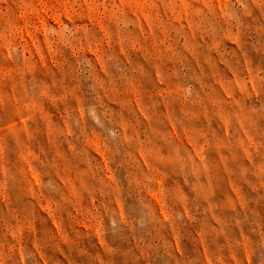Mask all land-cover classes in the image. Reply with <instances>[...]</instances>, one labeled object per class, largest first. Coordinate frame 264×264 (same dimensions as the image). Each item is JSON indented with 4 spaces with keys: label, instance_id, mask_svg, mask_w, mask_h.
<instances>
[{
    "label": "rangeland",
    "instance_id": "374dc122",
    "mask_svg": "<svg viewBox=\"0 0 264 264\" xmlns=\"http://www.w3.org/2000/svg\"><path fill=\"white\" fill-rule=\"evenodd\" d=\"M0 264H264V0H0Z\"/></svg>",
    "mask_w": 264,
    "mask_h": 264
}]
</instances>
